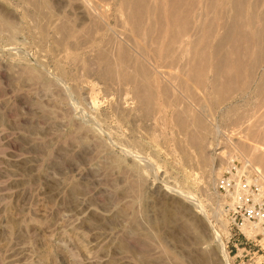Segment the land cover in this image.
<instances>
[{
	"label": "rangeland",
	"instance_id": "1",
	"mask_svg": "<svg viewBox=\"0 0 264 264\" xmlns=\"http://www.w3.org/2000/svg\"><path fill=\"white\" fill-rule=\"evenodd\" d=\"M103 7L118 29L112 0H0V264H224L216 236L229 264H264V241L228 240L219 181L257 144L245 127L264 103L248 93L217 105L209 72L186 88L181 50L174 65L148 61L144 110L97 62L111 34L92 22ZM61 16L74 36L58 31ZM181 108L206 124L199 144L176 126Z\"/></svg>",
	"mask_w": 264,
	"mask_h": 264
},
{
	"label": "bare ground",
	"instance_id": "2",
	"mask_svg": "<svg viewBox=\"0 0 264 264\" xmlns=\"http://www.w3.org/2000/svg\"><path fill=\"white\" fill-rule=\"evenodd\" d=\"M112 4H116L118 29L108 28L109 8L93 11L98 15L93 24L111 32L97 47V62L104 65V76L127 81L144 110L155 95L153 81L157 74L148 61L176 64L181 50L186 54V71L181 77L186 88L203 85L209 72L208 90L217 105L248 93L264 103V0H112ZM82 6L88 12L86 5ZM56 24L64 37L74 36L76 30L68 28L65 17ZM246 84L254 86L248 89ZM166 93L164 87L158 93L164 101ZM230 109L236 110L234 106ZM175 112L176 126L186 132L188 141L199 144L206 130L201 116L183 108ZM261 115L245 127L257 144L245 147L246 155L233 156L228 161L241 158L243 163L253 162L264 168V136L259 135V130H264V107ZM189 126L195 128L194 132L187 131ZM252 167L264 179V170ZM216 239L224 264H229L221 239Z\"/></svg>",
	"mask_w": 264,
	"mask_h": 264
},
{
	"label": "built area",
	"instance_id": "3",
	"mask_svg": "<svg viewBox=\"0 0 264 264\" xmlns=\"http://www.w3.org/2000/svg\"><path fill=\"white\" fill-rule=\"evenodd\" d=\"M220 187L229 196L227 210L229 230L233 232L228 237L240 235L241 241L231 242L239 250V245L264 241V179L259 170L249 163L241 167L232 160L225 173L220 178Z\"/></svg>",
	"mask_w": 264,
	"mask_h": 264
}]
</instances>
